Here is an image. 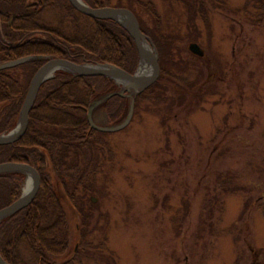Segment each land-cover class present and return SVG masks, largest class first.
Instances as JSON below:
<instances>
[{
	"label": "rangeland",
	"instance_id": "rangeland-1",
	"mask_svg": "<svg viewBox=\"0 0 264 264\" xmlns=\"http://www.w3.org/2000/svg\"><path fill=\"white\" fill-rule=\"evenodd\" d=\"M153 1L173 46L164 64L182 61L173 70L193 85L163 79L164 96L187 95L182 106L144 100L106 136L114 160L103 154L87 227L88 240L105 245L83 252V263L264 264V10L254 0ZM195 5L210 25L192 16ZM91 115L113 124L100 107Z\"/></svg>",
	"mask_w": 264,
	"mask_h": 264
},
{
	"label": "trees",
	"instance_id": "trees-1",
	"mask_svg": "<svg viewBox=\"0 0 264 264\" xmlns=\"http://www.w3.org/2000/svg\"><path fill=\"white\" fill-rule=\"evenodd\" d=\"M85 1L92 7L131 9L158 50L160 76L138 94L124 90L106 76H82L65 70L57 71L42 84L24 136L14 143L0 145V163H29L42 179L33 202L0 223V253L10 264H84L83 252L105 245L88 240L87 230L94 215L90 195L97 191L103 154L108 151L109 158L114 160L105 140L110 132L96 130L89 123L88 112L94 105L117 124L124 120L133 101L135 111L144 100L182 106L187 95L164 96L163 79L174 78L188 87L193 85L188 75L173 70L180 69L182 61L172 62L170 67L164 64L171 62L173 46L171 37L161 30L162 18L153 0ZM254 2L259 10H264L261 0ZM134 4L150 15L151 27L144 23ZM199 13L202 21L210 25L207 9L195 5L192 16ZM46 14L54 16L55 22L47 21ZM259 15L264 18L263 13ZM21 57L29 58L14 67H1ZM52 58L77 64L116 65L130 73L140 63L134 39L115 20L84 14L70 0H0V134L17 125L33 76ZM129 99L132 102L128 103ZM25 180L23 171L0 173V209L21 197ZM78 220L80 230L78 224L74 226ZM74 241L79 243V249L73 247ZM84 259L97 261L91 253L84 255Z\"/></svg>",
	"mask_w": 264,
	"mask_h": 264
},
{
	"label": "water",
	"instance_id": "water-1",
	"mask_svg": "<svg viewBox=\"0 0 264 264\" xmlns=\"http://www.w3.org/2000/svg\"><path fill=\"white\" fill-rule=\"evenodd\" d=\"M70 2L78 11L84 14L98 19H112L125 27L136 43V47L140 55V66L136 72L132 74L116 65L103 63L77 64L64 58H52L48 60L42 67L39 68L31 80L21 109L19 122L11 131L0 134V145L14 143L24 136L29 126L30 112L33 108L40 87L44 82L53 78L59 70L69 71L73 74L82 76H106L114 79L118 84L122 85L124 90L135 94L146 90L159 78L160 65L157 49L152 43L151 38L141 30L140 22L136 14L131 9L111 6L92 7L85 0H70ZM189 48L193 53L199 56H203L205 54L204 49L197 42L190 43ZM28 58L29 57L17 58L3 63L1 67L17 66L28 60ZM143 60H146L149 65H151V71L147 75L140 74V68ZM121 95L125 94L121 93ZM134 110L135 103L133 101L126 119L116 125L104 126L97 124L91 115V109L88 112V120L91 127L96 130L103 132H116L126 128L130 124L134 115ZM8 171H23L27 176L21 197L7 207L0 209V223L5 218L28 207L35 199L42 181L38 170L29 163H0V173ZM93 200L95 201V198H93ZM0 264H10L3 258L1 253Z\"/></svg>",
	"mask_w": 264,
	"mask_h": 264
},
{
	"label": "bare ground",
	"instance_id": "bare-ground-1",
	"mask_svg": "<svg viewBox=\"0 0 264 264\" xmlns=\"http://www.w3.org/2000/svg\"><path fill=\"white\" fill-rule=\"evenodd\" d=\"M150 71L151 69L149 63L146 60H143L140 68V74L147 75L150 73Z\"/></svg>",
	"mask_w": 264,
	"mask_h": 264
}]
</instances>
